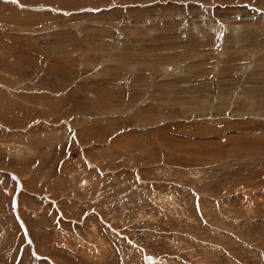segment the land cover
<instances>
[{"label":"rangeland","instance_id":"374dc122","mask_svg":"<svg viewBox=\"0 0 264 264\" xmlns=\"http://www.w3.org/2000/svg\"><path fill=\"white\" fill-rule=\"evenodd\" d=\"M0 264H264V0H0Z\"/></svg>","mask_w":264,"mask_h":264}]
</instances>
